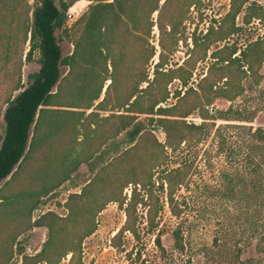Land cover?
Listing matches in <instances>:
<instances>
[{"label": "trees", "instance_id": "16d2710c", "mask_svg": "<svg viewBox=\"0 0 264 264\" xmlns=\"http://www.w3.org/2000/svg\"><path fill=\"white\" fill-rule=\"evenodd\" d=\"M74 1L34 0L28 6L26 0H0V14L11 16L10 23L13 16L19 17L12 22L20 32L21 41H27L25 58L29 59L36 51L38 63L37 69L27 76L28 84L4 102L0 180L7 179L0 191V264H7L15 235L31 225L45 226L47 235L41 249L35 255L23 256L22 264L38 261L54 264L51 258L55 254L60 258L71 253L72 257L71 247L58 252L63 248L64 239L68 244L61 234L66 233L69 219L62 223L59 216L47 211L29 224L28 213L39 196L68 179L79 164L98 156L97 151L113 144L122 131L127 135V148L112 156L106 167L98 169L80 193L69 195L67 209L72 216L88 215L84 208L88 204L93 206L95 190L100 194L104 187L110 175L106 169L120 166L124 171L113 173L115 180L126 178L121 184L131 185L123 230L136 235L137 205L144 209L146 228L155 230L162 198L169 212L179 217L186 203L178 192L188 184L196 157L193 149L212 132L213 149L212 152L210 148L203 150L204 160L209 166L213 157L220 162L216 179L222 187L221 196L238 207L237 211L227 213L229 217H243L246 224L242 226L243 232H247L246 236L240 235L231 252L227 251L221 233L219 239H213L214 243L219 240L216 252L224 264H264V127L243 124L252 120L254 111L231 106L212 113L204 109L214 98L233 101L242 94L243 88L235 81L239 73L252 72L253 65L264 59L261 45L264 39L249 43L238 55H233L236 49L232 48L225 57H220L223 62L220 70H226V75L220 76L223 86L199 84L197 90L187 87L182 94L176 92L173 104L164 105L170 94L168 83L178 79L185 85L189 76L185 67L190 61L188 57L182 64L171 66L168 56L178 40L177 25L195 0H180L168 22L163 15L171 0H93L66 27V13ZM245 1L230 0L225 17L231 23L224 28L207 29L205 49L212 35H216L215 40H221L225 29L226 33L234 32L237 27L233 19ZM155 11L157 52L149 40L153 26L151 14ZM255 16L264 21L261 12H255ZM57 30L72 43L71 53L64 57L57 42ZM193 44H197L194 39ZM222 49L211 54H218ZM61 65L67 67L63 76ZM205 79L206 76L201 80ZM96 100L97 108L109 103L123 113L84 122L96 114L78 109H87ZM194 110H199L201 122L182 119ZM139 114L145 116L147 125L161 129L163 142L154 137L151 129L138 118ZM217 119L238 123L215 125ZM141 146L144 155L138 153ZM171 162L177 163L170 165ZM94 205L99 211L104 202ZM91 229L90 224L83 236ZM182 232L179 223L170 232L176 253L183 250ZM154 240L162 253L159 231ZM251 245L253 255L241 256Z\"/></svg>", "mask_w": 264, "mask_h": 264}, {"label": "rangeland", "instance_id": "374dc122", "mask_svg": "<svg viewBox=\"0 0 264 264\" xmlns=\"http://www.w3.org/2000/svg\"><path fill=\"white\" fill-rule=\"evenodd\" d=\"M26 1L28 6H32L34 0ZM92 1L75 0L71 4V8H69L73 13L70 18L65 19L64 26L69 27ZM179 1L171 0L168 9L164 12V21L168 22L170 20V15ZM229 2L230 0H195L183 14L181 22L176 28V38L178 40L173 46L172 53L168 56V63L171 66L180 65L188 57L190 61L185 67L189 71V76L185 85H182L178 79H173L168 83L167 89L170 94L162 104H173L176 101V97H174L177 94L176 92L182 94L187 87L197 90L199 84L203 87L212 84L213 88L223 86L220 76L226 75V70H220L223 65L220 57H225L232 48L236 49L233 55H238L237 53L249 43L264 39V21L257 19L255 16V12H261L264 15V0H246L233 19L234 26L237 27L234 32L229 34L226 33L225 29L223 31L224 38L221 40H215L214 37L216 35H212L211 42L205 49L206 40L204 33L207 29L224 28L231 23L230 18L225 17V13L229 9ZM10 17L0 14V139L3 134L2 113L5 107V100L9 96L14 95L20 88L26 86L29 82L28 74L35 71L38 67L36 51L32 53L29 59L25 58L27 41H21L20 32L14 27V22H12L19 18L18 15L12 17L11 23L8 21ZM151 19L153 26L151 27L149 40L157 52L159 47L157 44L158 32L155 26L156 11L151 14ZM55 34L58 37L57 42L61 56L69 55L72 51L70 39L63 36L61 30H57ZM193 39L196 40V45L193 44ZM261 45L264 46V43ZM219 48H223L221 52L211 54ZM243 69H245V66H243ZM255 69L254 73L253 70ZM60 70L61 76H63L67 71V67L61 65ZM232 72L235 71L233 70ZM256 73L260 76L258 77ZM204 76H206V79L203 81L201 79ZM237 83L243 88L240 96H237L233 101H228L222 97L214 98L210 104L204 105V109H207L208 113H212L231 106L232 109L254 111L252 120L243 124L251 127H264V59L260 63L253 65L252 72L239 73L235 81V84ZM102 96L103 93H101L99 100ZM97 101H94L93 105L87 109H78L84 111V113L92 112L96 114V116L87 118L84 122L97 120L99 117L111 113L122 112V109L117 110L109 106V103H104L97 108ZM199 113V110L191 111L182 119L186 122L199 123L202 121ZM144 117L143 114L138 115V118L145 123L146 127L151 129L154 137L158 141L163 142L164 134L161 129L147 125L148 122ZM209 122L210 120H208ZM223 123L238 122L218 119L214 121L215 125ZM211 134L212 132L193 149L196 157L193 160L188 176V184L181 186L178 192L185 197L186 204L183 212L179 217L173 216L162 198L163 206L158 213V225L155 230L149 231L146 228L144 209L140 205H137L135 211L137 217L136 235L133 236L127 230H123L126 218L124 210L131 185H127V183L121 184L126 178L119 181L115 180L113 173L124 171L122 169L124 167L121 168L120 166H109L106 169V173H110V175L105 181L104 187L100 189V194L95 190L94 204L100 201L104 202L103 207L99 211H96V205L94 204L93 206L88 204L89 207L84 208L89 217L83 213L82 215L72 216L67 209L69 195L80 193L83 185L88 182L98 169L106 167L112 156L127 148V135L124 131L114 138L113 144H106L102 150L99 149L97 151L99 153L98 156H95L87 163L79 164L69 175L68 179L39 196L28 213L29 224H32L38 216L47 211L59 216V219H62V223L67 222V219H69L68 228L65 230L66 233L61 234L67 239L68 244L64 239L63 248H59L58 252L71 247L73 248V255L71 257V253H67L58 258L55 254L51 258L52 263L224 264L223 258L216 252L219 240L214 243L213 239H219L222 233V239L226 242L227 251L231 252L234 251L235 242L239 241L240 235L243 233L246 236L247 232H243L242 226H246L243 217H229L227 213V211H230V213L237 211L238 207L221 196L222 187L218 186L216 179V168L220 162L213 157L211 158L212 166H209L204 160L203 150L210 148L212 152L211 149H213ZM138 153L144 155L142 146L138 149ZM176 163L171 162L170 165H175ZM6 179L0 180V191L6 183ZM118 189L120 190L117 196ZM112 195H115L114 198H112ZM178 223L183 231V250L180 253L175 252L170 234ZM90 224L92 225V231L83 236L86 227ZM157 231L160 233V242L163 247L162 253L155 246L154 238ZM46 235L47 228L45 226L31 225L29 228L18 232L13 240L11 255L7 264H22L23 256L35 255L41 249ZM237 243L240 245V242ZM253 253L251 245L241 256L253 255ZM34 264L46 263L38 261Z\"/></svg>", "mask_w": 264, "mask_h": 264}, {"label": "built area", "instance_id": "2783aa9c", "mask_svg": "<svg viewBox=\"0 0 264 264\" xmlns=\"http://www.w3.org/2000/svg\"><path fill=\"white\" fill-rule=\"evenodd\" d=\"M71 9H69L66 13V17L67 19L70 18L71 14L73 13L72 11H70Z\"/></svg>", "mask_w": 264, "mask_h": 264}]
</instances>
